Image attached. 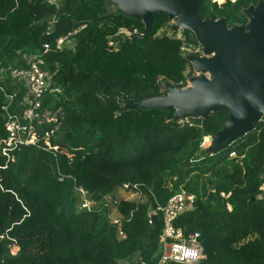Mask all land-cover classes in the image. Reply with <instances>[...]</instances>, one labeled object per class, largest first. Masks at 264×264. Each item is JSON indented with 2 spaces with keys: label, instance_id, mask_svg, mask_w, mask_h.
<instances>
[{
  "label": "trees",
  "instance_id": "16d2710c",
  "mask_svg": "<svg viewBox=\"0 0 264 264\" xmlns=\"http://www.w3.org/2000/svg\"><path fill=\"white\" fill-rule=\"evenodd\" d=\"M261 2L202 0L199 13L229 28L247 26V10ZM113 5L0 0V139L8 138L7 115L23 109L26 93L5 70L27 67L34 54H43L60 88L46 94L44 107L64 116L52 148L46 121L37 128L39 141L20 145L13 159L0 148V264H159V207L182 188L197 196L195 208L176 221L186 235L201 234L205 257L196 264H264V117L213 151L202 143L224 128L230 108L176 118V108L139 105L166 94L163 80L186 85L194 72L184 48L198 42L191 30L161 33L172 22L166 11L147 29L142 16ZM135 32L143 36L131 37ZM69 33L74 45L57 49ZM126 183L139 184L148 202L121 197V225L106 208L80 207L78 186L98 200Z\"/></svg>",
  "mask_w": 264,
  "mask_h": 264
},
{
  "label": "water",
  "instance_id": "95a60500",
  "mask_svg": "<svg viewBox=\"0 0 264 264\" xmlns=\"http://www.w3.org/2000/svg\"><path fill=\"white\" fill-rule=\"evenodd\" d=\"M129 14L142 16L148 29L158 12L178 18L177 27L191 30L208 53L216 55L198 65L212 71V79H197L198 86L147 98L139 105L176 108V118L207 117L223 107L230 108L224 128L212 135L210 150L217 151L251 131L264 117V2L247 10L249 31L229 28L225 20L200 16L202 0H112ZM143 36L133 33L131 37ZM214 190L215 185H210ZM264 196V193H263ZM152 211V208L149 209Z\"/></svg>",
  "mask_w": 264,
  "mask_h": 264
},
{
  "label": "built area",
  "instance_id": "2783aa9c",
  "mask_svg": "<svg viewBox=\"0 0 264 264\" xmlns=\"http://www.w3.org/2000/svg\"><path fill=\"white\" fill-rule=\"evenodd\" d=\"M58 1L49 0V2L55 4ZM73 35L74 33H69L68 35L60 37L56 42V48L72 47L74 45ZM111 44L114 43L111 42ZM44 49L48 51L50 49L49 44H45ZM5 72L7 77L9 76L15 81L20 82L26 88V93L20 103L23 109L17 114L8 113L7 115L6 126L9 131V136L7 139H0L2 153L10 160L14 158L13 151L19 148L20 145L36 144L39 141L37 128L45 121L52 123V127L44 131L46 145L52 148L50 138L56 134L62 124L64 116L60 110L44 107L46 94L48 92H60V88L53 86L52 73L44 62L43 54L30 56L27 67L9 66ZM211 139L212 135L205 136L202 147L207 148L205 146L206 142ZM54 149L56 150L57 146H54ZM230 156L235 157L236 152H232ZM262 188L264 189V187ZM77 191L81 197V208L89 211H93L98 207L106 208L109 210L111 221L118 225H121V217L117 212L120 198L133 193L139 196H145L139 184L130 183H126L120 187L116 194H105L98 200L90 199L82 186H78ZM123 194H126V196H123ZM222 195L225 196V193H222ZM196 200V194L190 193L182 188L171 196L165 206L159 207L162 211L164 221V228L160 237L163 245V255L159 264H196L205 257L200 232H193L186 235L183 228L176 225L178 217L186 211L195 208ZM229 209H231L230 205ZM149 212L151 215L155 213L153 208ZM121 234H123L122 231ZM17 251L18 246L13 245L12 252L15 254Z\"/></svg>",
  "mask_w": 264,
  "mask_h": 264
},
{
  "label": "rangeland",
  "instance_id": "374dc122",
  "mask_svg": "<svg viewBox=\"0 0 264 264\" xmlns=\"http://www.w3.org/2000/svg\"><path fill=\"white\" fill-rule=\"evenodd\" d=\"M216 1L222 3V2H225L226 0H216ZM111 9L112 10H123V9H121V6L115 2H114V5L111 7ZM171 19H172L171 26L164 29L163 31H161V33L167 32L170 35L176 33L177 36L182 37L183 36L182 35L183 28L177 27V25H176L178 22V18L173 17ZM240 28L245 30L246 33L249 31L248 26H240ZM184 52H185V55L191 60L194 74L188 78L186 85L182 88L176 87L171 82L163 80L162 86H163V90L166 94H169L173 89H177L181 92L193 89V88L198 86L197 79H199V78H203L206 80L212 79V71L210 69H207V68H204V67L198 65V62L200 60H209V59L213 58L216 55L215 53H208L205 50V47L200 43H198V45L186 46ZM5 78H7V76H5ZM182 117H184V116H182ZM182 117H180V118H182ZM211 145H212V139L208 140L206 142L205 146L207 148H210ZM205 181L208 182L207 180H205ZM263 187H264V185H263ZM123 195H126V194H123ZM128 198L130 200H133V201L148 202L147 196H139L135 193L128 194ZM125 263L126 262H122V264H125Z\"/></svg>",
  "mask_w": 264,
  "mask_h": 264
},
{
  "label": "crops",
  "instance_id": "0c3cea01",
  "mask_svg": "<svg viewBox=\"0 0 264 264\" xmlns=\"http://www.w3.org/2000/svg\"><path fill=\"white\" fill-rule=\"evenodd\" d=\"M124 196V195H123ZM126 196V195H125ZM127 197V198H126ZM126 197H124V198H126V199H128V196H126Z\"/></svg>",
  "mask_w": 264,
  "mask_h": 264
}]
</instances>
